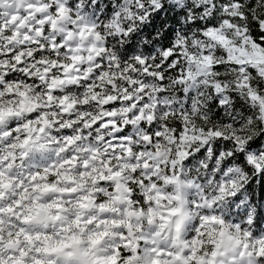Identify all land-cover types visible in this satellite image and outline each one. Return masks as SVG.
<instances>
[{
    "label": "snow or ice",
    "instance_id": "1",
    "mask_svg": "<svg viewBox=\"0 0 264 264\" xmlns=\"http://www.w3.org/2000/svg\"><path fill=\"white\" fill-rule=\"evenodd\" d=\"M0 264H264V0H0Z\"/></svg>",
    "mask_w": 264,
    "mask_h": 264
}]
</instances>
